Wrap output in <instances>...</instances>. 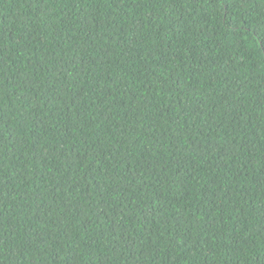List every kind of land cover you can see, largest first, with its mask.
Listing matches in <instances>:
<instances>
[{"label": "trees", "instance_id": "1", "mask_svg": "<svg viewBox=\"0 0 264 264\" xmlns=\"http://www.w3.org/2000/svg\"><path fill=\"white\" fill-rule=\"evenodd\" d=\"M0 264H264V0H0Z\"/></svg>", "mask_w": 264, "mask_h": 264}]
</instances>
